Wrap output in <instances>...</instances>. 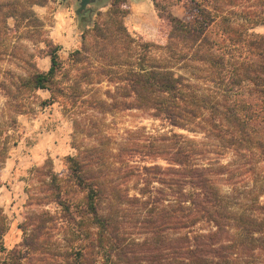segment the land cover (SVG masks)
Instances as JSON below:
<instances>
[{"label":"trees","instance_id":"trees-1","mask_svg":"<svg viewBox=\"0 0 264 264\" xmlns=\"http://www.w3.org/2000/svg\"><path fill=\"white\" fill-rule=\"evenodd\" d=\"M47 1L29 0L25 11L5 15L13 17L16 25L23 19L35 33L32 36H41L39 42L45 46L40 50L51 62L48 71H41L32 53L27 75L9 72L11 83L0 82V90L9 98L19 96L21 89L29 98L44 90L50 97L40 99L42 107L67 99L73 107L89 102L106 109H146L170 126L201 128L215 135L224 149L248 151L254 142L264 147V33L250 31L264 25V0H191L188 18L173 12L175 0H152L168 30L167 42L158 45L163 53L158 55L152 50L157 44L129 31L125 0H113L105 14L99 11L88 31L92 44H87L83 33L82 47L71 54L73 65H83L74 78L59 56L61 45L45 35V24L33 8ZM104 77L114 85L107 91L109 100L86 99L84 83L101 82ZM157 140V155L170 166L150 168L160 174L154 180L161 186L155 189L152 217L145 220L152 225V236L142 242L126 244L114 232L113 223L98 210L102 187L86 181V174L78 173L83 163L70 157L79 183L85 182L89 189L88 204L101 228L96 246L104 247L105 264H264V218H257L250 204L238 203L239 196L223 193L213 177L228 174L230 180L232 170L196 163V150L178 133L161 134ZM163 171L170 173L162 175ZM167 196H173L174 202L165 205ZM7 229L0 207V255L6 251ZM169 230H175L176 236L171 237ZM18 259L16 250H11L0 256V264H18Z\"/></svg>","mask_w":264,"mask_h":264},{"label":"rangeland","instance_id":"rangeland-1","mask_svg":"<svg viewBox=\"0 0 264 264\" xmlns=\"http://www.w3.org/2000/svg\"><path fill=\"white\" fill-rule=\"evenodd\" d=\"M112 1L89 5L81 17L76 13L80 0H49L33 6L45 24V35L61 45L59 56L73 78L83 65H73L71 54L82 47L83 33L87 44H92L88 31L99 11L105 14ZM125 5L129 31L157 44L153 53H163L158 45L167 42L168 30L153 1L125 0ZM191 5V0H175L173 12L188 18ZM29 6V0H0V82L11 83L9 72L27 75L32 53L39 70L50 68V58L40 50L45 46L39 42L41 36H32L35 33L23 19L16 25L13 17H5ZM250 31L264 33V25ZM83 88L86 99L109 100L107 91L114 90V85L105 78L84 83ZM19 93L11 99L0 90V207L8 227L3 236L6 251L0 256L16 250L18 264H105L104 247L96 246L101 228L88 204L89 189L85 182L79 183L70 157L83 163L78 173L84 172L86 181H96L102 187L98 210L113 223L114 232L126 244L150 238L153 228L145 220L152 217L155 189L161 186L154 180L160 174L150 168L170 166L156 152L161 134L182 135L189 148L196 150L194 159L199 165L228 166L234 173L232 179L226 180L228 174H213L221 191L239 196L238 203L250 204L251 212L264 218V147L256 142L248 151L224 149L215 135L201 128L191 131L170 126L146 109H106L89 102L73 107L67 99L42 107L40 99H48L49 91L39 90L32 98L24 89ZM163 172L166 176L170 173ZM172 202L173 196H167L163 203ZM167 233L176 236L175 230Z\"/></svg>","mask_w":264,"mask_h":264},{"label":"water","instance_id":"water-1","mask_svg":"<svg viewBox=\"0 0 264 264\" xmlns=\"http://www.w3.org/2000/svg\"><path fill=\"white\" fill-rule=\"evenodd\" d=\"M98 1L101 0H80L79 8L76 11L77 15L81 17L89 10V5L96 3Z\"/></svg>","mask_w":264,"mask_h":264}]
</instances>
